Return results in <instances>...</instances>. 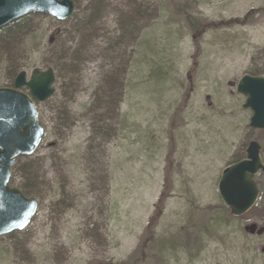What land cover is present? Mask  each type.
I'll use <instances>...</instances> for the list:
<instances>
[{"label": "rangeland", "instance_id": "1", "mask_svg": "<svg viewBox=\"0 0 264 264\" xmlns=\"http://www.w3.org/2000/svg\"><path fill=\"white\" fill-rule=\"evenodd\" d=\"M71 1L65 21L0 30V88L9 68L54 74L41 142L11 171L16 188L37 164V208L0 264H264V176L241 218L216 190L249 141L264 160L235 92L264 77V0Z\"/></svg>", "mask_w": 264, "mask_h": 264}, {"label": "water", "instance_id": "2", "mask_svg": "<svg viewBox=\"0 0 264 264\" xmlns=\"http://www.w3.org/2000/svg\"><path fill=\"white\" fill-rule=\"evenodd\" d=\"M30 13L48 15L65 21L73 13L71 0H0V28ZM54 74L33 70L29 80L20 72L13 89H0V236L22 231L36 211V202L24 198L16 188H10V169L19 156H31L42 139L37 111L32 99L38 103L53 95ZM26 87L29 95L18 90ZM235 92L245 98L242 109L250 110L249 127L264 130V78L243 75L235 86ZM261 145L250 141L244 151V159L225 167L217 182V194L221 204L233 218L248 213L256 204L259 189L256 177L264 175V161L260 156ZM254 233V227L246 229Z\"/></svg>", "mask_w": 264, "mask_h": 264}, {"label": "trees", "instance_id": "3", "mask_svg": "<svg viewBox=\"0 0 264 264\" xmlns=\"http://www.w3.org/2000/svg\"><path fill=\"white\" fill-rule=\"evenodd\" d=\"M103 2H105L104 0H92V4H96V5H98V6H96V8H94V11L96 12L97 11V9L99 8V5L100 4H103ZM146 7V5L144 6H142V10L140 11V16L141 15H143V17H145V13H146V10H147V8H145ZM93 11V10H92ZM93 11V12H94ZM153 11H148V13L151 15V13H152ZM149 17V16H148ZM29 18V16L27 15V16H25V17H23V18H20L19 20H17V21H19V22H23V21H25L26 19H28ZM17 21H15V22H17ZM15 22H12L11 24H9L10 26L11 25H13V24H15ZM8 26V25H7ZM4 28H6V26L5 27H3V28H1L2 30L4 29ZM0 29V30H1ZM18 69L19 68H9V71L12 73V76H15L16 74H17V71H18ZM19 159H27V158H23V157H20ZM17 163V162H16ZM32 163V166H31V168H30V172H29V174H28V176L26 175H24L23 174V176L21 177V179H22V182L21 183H19V185H17V188L20 190V192L22 193V195L24 196V197H26V198H28V199H31V196H32V193H31V191H30V186H33V182H34V180L36 179V170H37V164H36V166L33 164V162H31ZM34 163H36V162H34ZM16 169V164L13 166V168H12V171L13 170H15ZM11 182V181H10ZM29 182V183H28ZM158 204H160V203H162V198H159L158 199ZM225 210V209H224ZM14 233H17V232H14Z\"/></svg>", "mask_w": 264, "mask_h": 264}, {"label": "flooded vegetation", "instance_id": "4", "mask_svg": "<svg viewBox=\"0 0 264 264\" xmlns=\"http://www.w3.org/2000/svg\"><path fill=\"white\" fill-rule=\"evenodd\" d=\"M11 76H12V75H11ZM16 76H17V75L12 76V77H14V79H13L12 85H11L10 87H2V88H0V89H13V83H14V80H15ZM25 79H26V80L29 79V78L27 79V75H26Z\"/></svg>", "mask_w": 264, "mask_h": 264}]
</instances>
